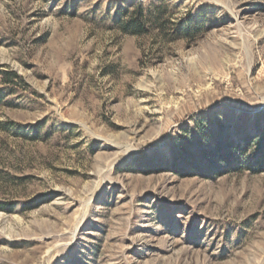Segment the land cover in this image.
Returning <instances> with one entry per match:
<instances>
[{
	"label": "rangeland",
	"instance_id": "obj_1",
	"mask_svg": "<svg viewBox=\"0 0 264 264\" xmlns=\"http://www.w3.org/2000/svg\"><path fill=\"white\" fill-rule=\"evenodd\" d=\"M0 264H264V0H0Z\"/></svg>",
	"mask_w": 264,
	"mask_h": 264
},
{
	"label": "trees",
	"instance_id": "obj_2",
	"mask_svg": "<svg viewBox=\"0 0 264 264\" xmlns=\"http://www.w3.org/2000/svg\"><path fill=\"white\" fill-rule=\"evenodd\" d=\"M134 27L135 30L139 29V26L137 24L132 25Z\"/></svg>",
	"mask_w": 264,
	"mask_h": 264
}]
</instances>
